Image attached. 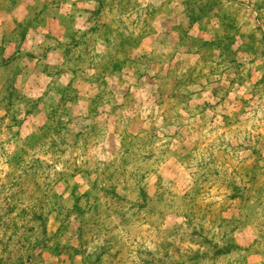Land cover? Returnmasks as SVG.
Instances as JSON below:
<instances>
[{"label": "rangeland", "instance_id": "rangeland-1", "mask_svg": "<svg viewBox=\"0 0 264 264\" xmlns=\"http://www.w3.org/2000/svg\"><path fill=\"white\" fill-rule=\"evenodd\" d=\"M0 264H264V0H0Z\"/></svg>", "mask_w": 264, "mask_h": 264}]
</instances>
